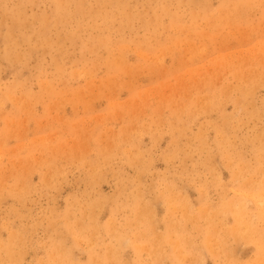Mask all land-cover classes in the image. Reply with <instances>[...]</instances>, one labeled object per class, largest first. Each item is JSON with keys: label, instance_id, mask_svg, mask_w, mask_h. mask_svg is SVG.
<instances>
[{"label": "rangeland", "instance_id": "obj_1", "mask_svg": "<svg viewBox=\"0 0 264 264\" xmlns=\"http://www.w3.org/2000/svg\"><path fill=\"white\" fill-rule=\"evenodd\" d=\"M221 1L0 0V245L14 264L51 261L58 240L75 264L107 247L118 264L256 259L230 236L201 249L199 211L236 199L259 176L232 172L264 161V1L232 0L226 18ZM255 202L245 217L263 230Z\"/></svg>", "mask_w": 264, "mask_h": 264}, {"label": "bare ground", "instance_id": "obj_2", "mask_svg": "<svg viewBox=\"0 0 264 264\" xmlns=\"http://www.w3.org/2000/svg\"><path fill=\"white\" fill-rule=\"evenodd\" d=\"M107 1L112 3L114 0H107ZM244 1L248 2L249 0H244ZM262 1H264V0H262ZM221 2H222L221 16L223 18H226L228 15H230V17H233V15L236 16L239 14V6H240L239 3H233L232 0H222ZM229 5H231V6H229ZM57 7L60 8V5H58ZM56 13H61V12L59 10H56ZM42 21L45 24L44 19ZM258 75H259V73L257 74V76ZM243 77H245V76H243ZM241 81H242V79H241ZM244 81H246V79H244ZM233 87L234 86H232V88ZM256 87H257V85H256ZM225 88H227V87H225ZM229 92H230V89H229ZM225 93L227 94V92H225ZM247 93L248 92L246 91V94ZM224 142H225V140L223 142H221L220 145H222V143H224ZM258 160H259V163L257 162L256 169H254V170L250 171L247 166L240 165V167L237 171L232 172L234 179H238L240 177V175L242 174L241 172L246 171L247 173H249V172H250V174L252 173L254 176L255 175L259 176L258 180L254 179V181H252L250 179H246V182L244 183V186H243V187H245V189L242 188V193H240V195L237 196L236 199L226 201L223 198V199H221V202H220L221 204L218 208L206 209V210H200L199 211L198 215L206 223V229L203 232L204 233V240H203L202 245H201L202 250H205L209 253H214L217 248L221 249V247L223 245H226V242H224L223 238L230 236L233 238V240H235L237 242L256 243L259 247V254L256 257V259L252 262V264H264V251H262L264 248V229L263 230L256 229V227L253 226L251 219L249 217H248V219H246V217H245V214L248 211L247 202L248 201H252V202L256 201L257 204L255 202L254 205L256 206V208L259 207L257 209L258 212H256V215H254V214L253 215L250 214V215L253 217L256 216L258 220L260 219L262 221L263 226H264V161L260 158H258ZM229 166H230V164H229ZM230 168H231V166H230ZM231 192H233V191H231ZM236 194H238V193H236ZM258 203H259V205H258ZM91 206L92 205H89V208ZM183 207H184V216H185L184 219L187 222L194 223L195 220H197L198 218L192 217L191 214L189 213V211H187L186 207L185 206H183ZM139 210H141V208H139ZM228 217L232 218V227H229V228L224 226V222ZM139 221H141V224H142V222H144V221H142V219H139ZM65 226H66L68 233L72 232L71 227L67 226V224H65ZM222 227H223V231H222L223 233H222L221 237L219 238L218 237L219 231H220V228H222ZM168 229L166 230V232L163 236L156 237V239L153 241L152 247L155 248V250H154L155 252L158 251V249L161 247L162 244L165 243V241H169L170 232L168 231ZM147 232H148V230H145L144 232H142V234H141L142 237L146 236ZM113 237H114V240L116 242V245L119 248L128 242V238L124 237V234L122 232H119V231L114 232ZM186 243H187V241L184 240V242H183V239L182 240L176 239L172 243V248L175 251H178V254H179L178 258L179 257L184 258L183 253H182V248L184 246H186ZM62 244L63 243L60 240H58V242H56L54 244L53 250L50 254V259H52V260L46 261L45 263H40V264H75L73 262V259L71 257L70 252L67 251L63 247ZM140 248H141L140 246H136L134 249L138 250ZM201 249H200V251H202ZM0 251H3V254H4L8 264L16 263V261H14V259H13L14 254L12 253V251H13L12 241L11 242L7 241L6 243L1 244L0 245ZM149 251H152V250H149ZM118 256H119L118 249L114 250L111 247H107L104 254H102L95 262H93L91 259H90V262H91V264H105L103 262V259H106L110 264H111V262L113 264H118ZM181 258H179V259L182 260Z\"/></svg>", "mask_w": 264, "mask_h": 264}]
</instances>
